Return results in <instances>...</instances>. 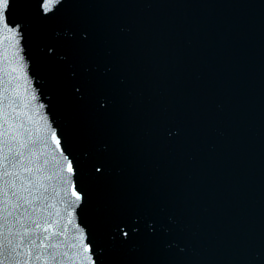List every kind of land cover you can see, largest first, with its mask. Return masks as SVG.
Returning <instances> with one entry per match:
<instances>
[{"label": "water", "instance_id": "1", "mask_svg": "<svg viewBox=\"0 0 264 264\" xmlns=\"http://www.w3.org/2000/svg\"><path fill=\"white\" fill-rule=\"evenodd\" d=\"M65 224L77 264H264V0L121 1Z\"/></svg>", "mask_w": 264, "mask_h": 264}, {"label": "snow or ice", "instance_id": "2", "mask_svg": "<svg viewBox=\"0 0 264 264\" xmlns=\"http://www.w3.org/2000/svg\"><path fill=\"white\" fill-rule=\"evenodd\" d=\"M9 2L0 0V18ZM58 2L42 0L41 7L48 13ZM0 105L4 110L0 125V264H64L66 260L77 264L75 252L61 251L78 245L67 242L68 225H61L63 217L55 203L59 193L47 183L59 173L47 174L49 161H42L45 153L40 147L46 137L25 111L27 104L18 84L0 93ZM52 139L56 140L55 133ZM56 143L59 147L58 140ZM67 171L73 172L71 162ZM72 195L81 199L75 191Z\"/></svg>", "mask_w": 264, "mask_h": 264}]
</instances>
